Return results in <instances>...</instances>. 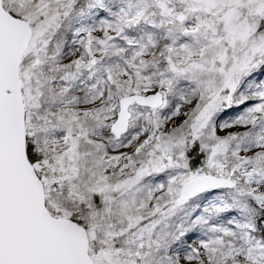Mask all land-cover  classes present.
Masks as SVG:
<instances>
[{
	"label": "snow or ice",
	"instance_id": "1",
	"mask_svg": "<svg viewBox=\"0 0 264 264\" xmlns=\"http://www.w3.org/2000/svg\"><path fill=\"white\" fill-rule=\"evenodd\" d=\"M0 264H264V0H0Z\"/></svg>",
	"mask_w": 264,
	"mask_h": 264
}]
</instances>
